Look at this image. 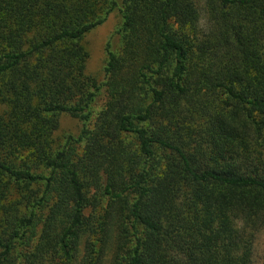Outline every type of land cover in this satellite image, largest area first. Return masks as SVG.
<instances>
[{
    "label": "trees",
    "instance_id": "trees-1",
    "mask_svg": "<svg viewBox=\"0 0 264 264\" xmlns=\"http://www.w3.org/2000/svg\"><path fill=\"white\" fill-rule=\"evenodd\" d=\"M263 230L264 0H0V264H255Z\"/></svg>",
    "mask_w": 264,
    "mask_h": 264
},
{
    "label": "rangeland",
    "instance_id": "rangeland-1",
    "mask_svg": "<svg viewBox=\"0 0 264 264\" xmlns=\"http://www.w3.org/2000/svg\"><path fill=\"white\" fill-rule=\"evenodd\" d=\"M121 18L118 13L111 14L107 21L92 31L86 38V44L90 51L88 71L93 75L102 77V71L105 63L106 52L105 44L120 24ZM81 122L67 114L61 118L58 136L64 134H75L80 132ZM255 264L264 263V230L258 234L255 245Z\"/></svg>",
    "mask_w": 264,
    "mask_h": 264
}]
</instances>
